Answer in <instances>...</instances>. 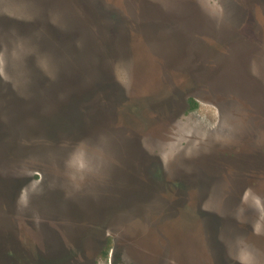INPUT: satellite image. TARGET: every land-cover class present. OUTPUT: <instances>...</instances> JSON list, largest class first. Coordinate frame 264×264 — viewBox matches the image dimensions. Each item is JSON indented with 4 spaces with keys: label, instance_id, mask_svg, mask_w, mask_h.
<instances>
[{
    "label": "rangeland",
    "instance_id": "374dc122",
    "mask_svg": "<svg viewBox=\"0 0 264 264\" xmlns=\"http://www.w3.org/2000/svg\"><path fill=\"white\" fill-rule=\"evenodd\" d=\"M0 264H264V0H0Z\"/></svg>",
    "mask_w": 264,
    "mask_h": 264
},
{
    "label": "flooded vegetation",
    "instance_id": "af4514ba",
    "mask_svg": "<svg viewBox=\"0 0 264 264\" xmlns=\"http://www.w3.org/2000/svg\"><path fill=\"white\" fill-rule=\"evenodd\" d=\"M15 241V240H14ZM5 243H11V241H7L6 240V242ZM16 243V242H15ZM6 248V250L7 251H9V253H12V254H16V253H20L21 255H23V256H25L26 257V259H27V257H29L30 255H32V254H30L31 253V251H33L32 249H29V248H24V249H17V248H12V249H10V248H8V247H5ZM29 249V250H28ZM26 250H28V252L26 251Z\"/></svg>",
    "mask_w": 264,
    "mask_h": 264
},
{
    "label": "bare ground",
    "instance_id": "6f19581e",
    "mask_svg": "<svg viewBox=\"0 0 264 264\" xmlns=\"http://www.w3.org/2000/svg\"><path fill=\"white\" fill-rule=\"evenodd\" d=\"M246 174V173H245ZM244 181V180H243Z\"/></svg>",
    "mask_w": 264,
    "mask_h": 264
}]
</instances>
